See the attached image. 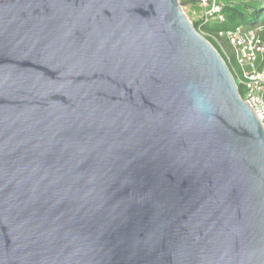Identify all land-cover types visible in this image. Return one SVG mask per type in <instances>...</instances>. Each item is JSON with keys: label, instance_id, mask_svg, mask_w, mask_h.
Masks as SVG:
<instances>
[{"label": "water", "instance_id": "95a60500", "mask_svg": "<svg viewBox=\"0 0 264 264\" xmlns=\"http://www.w3.org/2000/svg\"><path fill=\"white\" fill-rule=\"evenodd\" d=\"M181 0H0V264H264V127Z\"/></svg>", "mask_w": 264, "mask_h": 264}, {"label": "built area", "instance_id": "2783aa9c", "mask_svg": "<svg viewBox=\"0 0 264 264\" xmlns=\"http://www.w3.org/2000/svg\"><path fill=\"white\" fill-rule=\"evenodd\" d=\"M190 1L184 2L193 19L199 22V29L208 23L221 24L225 21L223 5L218 0H199L200 10L192 9ZM189 17V16H188ZM264 27L246 29L237 27L233 30H220L209 35L221 47L222 43L231 49V54L238 68L236 87L241 86L243 96L257 119L264 127ZM201 33V31H199ZM202 34V33H201Z\"/></svg>", "mask_w": 264, "mask_h": 264}, {"label": "trees", "instance_id": "16d2710c", "mask_svg": "<svg viewBox=\"0 0 264 264\" xmlns=\"http://www.w3.org/2000/svg\"><path fill=\"white\" fill-rule=\"evenodd\" d=\"M192 3L194 6H198L197 3L199 0H184L183 2ZM223 5V14L225 16V21L221 24H217L212 22L203 26L202 29H199V22L192 21L194 28L198 31H202L203 29L207 30L209 35H214L216 32L220 30H233L237 27H243L246 29L257 28L259 26L264 27V0H218ZM187 15V14H186ZM188 16V15H187ZM250 19H246V18ZM189 18V17H188ZM190 19V18H189ZM247 20L248 22L245 23ZM224 24V28H215V25ZM264 36V31H263ZM209 38H211L209 36ZM205 39L216 49V51L221 55V57L226 62V65L231 71V74L235 80L238 78V68L236 67L235 61L233 59L232 54L227 56L215 40L211 38ZM213 40V41H212ZM215 42V43H214ZM223 46H227L222 43ZM238 93L242 97L243 89L241 86H238Z\"/></svg>", "mask_w": 264, "mask_h": 264}, {"label": "rangeland", "instance_id": "374dc122", "mask_svg": "<svg viewBox=\"0 0 264 264\" xmlns=\"http://www.w3.org/2000/svg\"><path fill=\"white\" fill-rule=\"evenodd\" d=\"M182 2L184 1V0H181ZM192 6V9H194V10H200L201 8L199 7V6H194V5H191ZM184 11H185V13L189 16V18L190 19H193L192 18V16H191V14H189L190 12L188 11V9L187 8H184ZM246 19H250V18H246ZM246 22L245 23H247L248 21L247 20H245ZM211 25H214L213 23L211 24ZM219 27H221V28H224V24H222V25H215V28H219ZM201 33H202V36L205 38H209V36H208V34L207 33H209L207 30H205V29H203L202 31H201ZM210 40H211V38H209ZM213 41V40H212ZM215 43V42H214ZM222 46V49H223V52L227 55V56H229L230 57V55H231V49L229 48V47H227V46H223V45H221Z\"/></svg>", "mask_w": 264, "mask_h": 264}]
</instances>
